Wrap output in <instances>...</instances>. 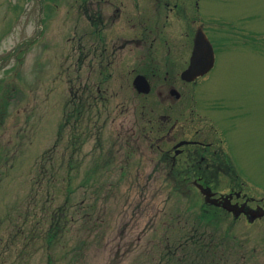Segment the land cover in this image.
Returning a JSON list of instances; mask_svg holds the SVG:
<instances>
[{"label": "rangeland", "instance_id": "obj_1", "mask_svg": "<svg viewBox=\"0 0 264 264\" xmlns=\"http://www.w3.org/2000/svg\"><path fill=\"white\" fill-rule=\"evenodd\" d=\"M98 2L0 0V264H261L264 220L203 217L197 189L169 185L158 170V147L167 144L142 130L163 114L212 116L235 134L231 152L250 182L245 192L264 198V0H201V22L212 38H227L224 59L197 88L160 73L149 95L133 87V54L102 67L100 36L86 19ZM126 28L121 22L108 35ZM171 85L180 101L163 100ZM131 130L134 138H120ZM42 166L53 175L41 174ZM90 178L92 185L78 187ZM44 194L54 209L68 196L87 214L96 203L94 232L44 247L32 232L41 226L34 224ZM82 239L87 245L72 252Z\"/></svg>", "mask_w": 264, "mask_h": 264}, {"label": "flooded vegetation", "instance_id": "obj_2", "mask_svg": "<svg viewBox=\"0 0 264 264\" xmlns=\"http://www.w3.org/2000/svg\"><path fill=\"white\" fill-rule=\"evenodd\" d=\"M98 1L90 4L95 5L97 10L91 12L90 8H87L86 19L94 32L100 36L95 53L99 51V57L108 62L107 65L102 62V67L114 65L116 59L123 54H133V64L136 65L133 73L146 76L152 87L160 73L179 76L189 67L196 34L202 27L214 47V67L195 82L188 83L180 79V86L185 90L193 85L197 88L202 84L198 81L205 77L207 82L208 76L225 57L219 50L224 42H228L227 38L222 37L221 41L212 38L207 27L201 22L203 9L200 0H146L144 4L137 0ZM121 22L129 28L125 29L127 33L113 34L112 37L111 34L108 35V29ZM177 32L181 34L177 35ZM174 86L168 88L169 95L163 98L164 101H177L171 96ZM203 87L208 90L209 86ZM101 92L99 89V93ZM192 98H195L193 94ZM190 100L188 98L187 101L190 103ZM195 104L202 109L198 100ZM184 107H187V104ZM224 107L221 106V110L228 112L229 107ZM203 115L196 114L195 118H189L180 114H163L153 120L148 119V124L152 127L149 128V133L142 130V134H149V137L150 134H157L158 141L167 144L166 149L158 147L162 153L159 169L167 172L169 185L196 188L203 202V211L225 213L237 220L242 218L249 226L260 223L264 220V198L259 194L249 196L245 192L250 182L242 177L240 171L243 166L239 167L231 152L235 134H228L220 129L221 125L212 116ZM228 118L234 120L235 115H228ZM195 123L202 125L196 127L193 125ZM202 126L208 129L205 131ZM155 128H160V131L154 130ZM137 131L120 133V138H134ZM179 144L181 146L178 147ZM222 186L227 187L226 192L219 190ZM257 246L264 251V242ZM259 262L264 264V258Z\"/></svg>", "mask_w": 264, "mask_h": 264}, {"label": "trees", "instance_id": "obj_3", "mask_svg": "<svg viewBox=\"0 0 264 264\" xmlns=\"http://www.w3.org/2000/svg\"><path fill=\"white\" fill-rule=\"evenodd\" d=\"M40 173L44 174H51L53 173L48 170L47 168H44L43 166L40 169ZM90 179H85V182H83L79 188L86 185H92ZM72 182V180H70ZM51 183V182H50ZM70 193L69 194H75L77 191L76 188H72L71 183L70 187H68ZM98 191V190H97ZM99 192V191H98ZM97 193V192H96ZM98 194V193H97ZM44 197L47 199L43 200L42 203V209L40 213V221L35 223L34 226L37 224H41L40 227L36 226V228L32 231L35 234H39V236L43 240L44 247L51 248L53 246L62 245L66 247V244L63 245V242L67 235H70L73 232H79L84 233L87 231L94 232V228L91 225L90 226V220L93 219V214L95 215L97 211V205L96 203L90 206V209H92V212H89L88 214L83 211V208L85 207L83 204H79V209H74V205L70 202V197L68 196L65 202L54 209V203L52 200L49 199V196L44 194ZM28 215V214H26ZM25 215L20 216V218H24ZM89 217H92L91 219ZM21 219V220H22ZM97 221V219H96ZM95 221V223H96ZM82 226V227H81ZM87 245L86 240H80L77 242V245L74 246L75 248L72 250V252H77L78 250H82ZM48 251V250H47ZM69 254V253H68ZM1 256V255H0Z\"/></svg>", "mask_w": 264, "mask_h": 264}, {"label": "water", "instance_id": "obj_4", "mask_svg": "<svg viewBox=\"0 0 264 264\" xmlns=\"http://www.w3.org/2000/svg\"><path fill=\"white\" fill-rule=\"evenodd\" d=\"M203 35V36H202ZM198 34L196 39V47L194 52V57L192 58V63L190 68L183 73L182 77L185 80L192 81L198 76L206 73L213 66V51L212 48L205 39L204 34ZM204 37V38H203ZM134 86L140 93H149L150 86L143 76H138L134 82ZM176 94V92H173ZM177 98L180 97L179 94H176Z\"/></svg>", "mask_w": 264, "mask_h": 264}]
</instances>
